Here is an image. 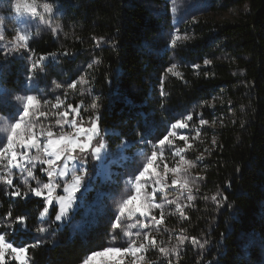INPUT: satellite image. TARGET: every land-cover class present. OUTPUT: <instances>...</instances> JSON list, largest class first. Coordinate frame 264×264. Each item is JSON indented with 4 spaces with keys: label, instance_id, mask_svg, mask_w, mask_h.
I'll use <instances>...</instances> for the list:
<instances>
[{
    "label": "trees",
    "instance_id": "1",
    "mask_svg": "<svg viewBox=\"0 0 264 264\" xmlns=\"http://www.w3.org/2000/svg\"><path fill=\"white\" fill-rule=\"evenodd\" d=\"M55 4L59 33L33 36L28 52L52 58L48 75L54 67L71 73L77 66L92 65L100 130L111 153L141 133L162 137L168 124L189 114L207 140L215 136L214 149L203 163V185L196 192L201 199L183 210L187 219L178 212L159 225L174 242L181 236L188 239L177 255H157L153 264H264V0L214 2L209 10L216 14L228 8L238 12L221 24L211 17L198 19L184 32L186 37L170 46L169 16L150 8L159 5L155 1ZM26 57L0 61V85L6 92H18L24 83ZM214 117L220 122L213 131L200 123ZM86 170L94 172V159ZM89 188L93 202L98 200L96 184ZM12 191L14 186L8 188L0 179V233L34 242L40 238L35 228L42 201L32 195L27 200L14 197ZM50 214L44 218L49 222L55 215L51 207ZM21 215L26 217L24 226L14 222ZM73 215L74 220L79 217L78 209ZM69 222L54 224L53 231L44 234L51 243L29 249L28 264H78L99 246L108 225L99 216L82 231L70 232ZM193 237L207 241L205 247L193 244Z\"/></svg>",
    "mask_w": 264,
    "mask_h": 264
},
{
    "label": "snow or ice",
    "instance_id": "2",
    "mask_svg": "<svg viewBox=\"0 0 264 264\" xmlns=\"http://www.w3.org/2000/svg\"><path fill=\"white\" fill-rule=\"evenodd\" d=\"M9 10L15 12V17L20 18L25 14H30L31 16L38 15L37 5L35 0H8ZM57 5L55 0H49L42 5L43 14L52 15L56 9ZM3 22V17H0V23ZM60 25H56L51 30L55 34ZM14 39L17 41L15 50L21 48L26 51H31L28 46V35L21 34L17 32ZM179 36L172 38V44H175L179 40ZM6 37L4 34V29L0 27V41H5ZM99 42V41H98ZM11 51V49H10ZM55 57V53L50 54ZM67 55V53H65ZM47 59L46 56L41 55L39 61L32 63L29 67V73H31L41 61ZM205 64L210 63L209 60L204 61ZM88 67H92L91 64ZM176 67L173 64L168 68V72H172ZM194 67H199V65H194ZM178 75V73H177ZM31 75L28 79L31 80ZM80 82L84 83L83 77H80ZM76 81H72L67 84V88H75ZM56 87H61V84L57 83ZM161 95L164 92L161 91ZM17 100L25 99L26 103L23 108L15 106L12 104L11 99L5 100L0 97V111H5L9 106L14 110L11 113L13 123L10 127V132L6 137V142L0 139V161H6L4 165L7 168H16L21 174L26 172L28 178L36 180V186L30 188V193L36 198L42 199V210L39 211L38 217L40 220V225L35 228V232L40 234V238L35 239L34 242H27L18 237H13L12 239H7L6 233H0V264H7L6 252L10 250V259L18 261L19 264H28L31 257L28 255L29 249H36L44 244L51 243L47 237L44 236L49 229L57 222H63L68 218L69 212L73 208V204L82 199L76 194L81 190V183L87 175L86 166L91 159H100V154L102 149L107 146L101 139H95L100 135V121L101 115L99 112V106L96 102L91 104V108L95 110V115L89 117L87 126H85V120L81 115V108L79 105L67 104L62 110L61 106L64 101L61 100L59 96L55 97V103L51 105L53 109L58 111L51 113L55 119V125L41 123L38 119H27L29 117H36L37 114L42 117H47L49 112L44 109H36L35 104L39 103L37 98L33 94H27L26 96H16ZM45 105H48L49 101H44ZM35 109V110H34ZM34 110V111H33ZM72 116L69 119V116ZM79 117V119H77ZM187 120H192V115L186 116ZM201 124H206L207 121L201 119ZM58 126V127H57ZM67 129L71 131H66ZM25 131H20L21 129ZM41 129L39 133L35 129ZM186 124L180 120L172 123L170 130L159 138L152 144L151 155L147 158V162L142 166L141 169L137 170L136 173L132 174L131 179L128 183L134 186L135 194L129 195L126 199H122L118 202V211L111 213L109 217V222L107 225L106 234L103 236L99 246L93 250L87 252L79 264H93L97 257H108L103 261V264H125V257L131 256L133 259L129 261V264H138L136 259L138 254H142L148 251L149 247L157 248V242L155 236L152 234V230L159 232L155 226L163 223L164 220V204L157 203L156 199L157 193H164L166 188H187L188 179L185 177L183 180L180 179L179 174L182 169L179 167L169 168L167 162L163 163V175H161L157 169L160 167L157 164L158 153L161 159L163 158V149L160 146L170 144L169 137L177 136L182 141H187V136L183 134H178L175 129H184ZM41 136L44 139H41ZM143 143L147 144L148 141L145 139ZM215 143V141H213ZM32 149L36 150V155H28ZM183 151L182 148H175L171 153L172 155H180ZM41 153L43 156H41ZM27 158L26 163L18 162L23 161ZM34 161H39L41 167L39 168L40 174H46L47 182L41 175H34V169L37 168V164ZM181 162H183V157H181ZM155 165V167H154ZM186 172V169L183 170ZM171 172L173 177L170 180L165 179L167 174ZM79 173V174H77ZM4 183L9 186H13V180L8 177L4 179ZM24 183L27 184L28 180L25 179ZM151 188V192H145L144 196H141L142 188ZM63 194H57L55 197L56 202L59 204V210L57 211L53 202V190L61 189ZM45 190H47V195H45ZM29 191L21 192L20 187L14 186V191L11 195L14 197H21L22 199H29ZM168 204H175L177 211L185 219L187 217L184 215L182 207L177 200L168 199L167 196L164 197ZM188 200H192L193 196L189 193L187 196ZM216 200V197H212ZM227 197H223L226 200ZM50 206L52 212L55 213L54 220L51 222L45 220L46 216H51ZM219 206V202H218ZM161 209L160 217L154 213V209ZM140 218H143L142 220ZM26 217L21 215L15 218V223L24 226ZM132 221V222H130ZM47 225V226H44ZM126 225V228H125ZM11 227V224L9 225ZM142 228L145 231H137L133 233L130 229ZM123 236H127L128 239L123 243H117L118 240L122 239ZM55 237H53V240ZM179 245H183L185 240L188 239L185 236L178 237ZM15 241V243L13 242ZM193 244H198L199 248L203 249L205 247L204 243H200L195 237L191 241ZM158 251L161 254L168 255L169 249L165 247H159ZM171 253L177 252V248L173 247L170 250ZM27 257V259H26ZM140 260H143V255H140ZM34 264V262H33ZM171 264V261L168 262Z\"/></svg>",
    "mask_w": 264,
    "mask_h": 264
},
{
    "label": "rangeland",
    "instance_id": "3",
    "mask_svg": "<svg viewBox=\"0 0 264 264\" xmlns=\"http://www.w3.org/2000/svg\"><path fill=\"white\" fill-rule=\"evenodd\" d=\"M155 3H159V5L150 4V8L158 11L160 13L165 12L169 16V31L166 33V40L168 46L172 45V38L175 36H179L180 39H183L185 36L184 32L187 30L189 26L194 24L198 19L201 18H212L215 23L221 24L227 21H231L235 15L237 14L238 8H228L229 10L220 12L218 14L210 11L212 9V5L214 2L219 3V0H152ZM159 1V2H158ZM14 2V0H13ZM31 2V0H29ZM37 5V13L36 16H31L30 14H25L20 18L15 17V12L9 10L8 0H0V17H3V22L0 23V27L4 29V34L6 37L5 41H0V61L7 62L10 58L13 57H21V55L26 54V60L28 61V75L25 76L24 83L20 86L18 92H6V90L0 85V97L5 100L11 99L12 104L23 108L26 103L25 99L17 100L16 96H26L27 94H33L36 96L37 101L39 103L35 104L36 109L44 110L46 109L49 112L47 117H42L37 114L36 117H29L27 119H38L41 123L55 125V117L51 115V113L58 111L57 109H53L51 107L54 104L55 97L59 96L61 100L64 101V104L61 106V110L67 105H79L81 108V115L85 120V126H87V122L90 116L93 115V109L91 108V104L95 102V93L93 91L92 81L90 77L92 76V69L89 68L88 65L77 66V68L71 73H65L61 71L58 67L53 68V72L51 74H47L52 65V58L47 57L44 61H41L40 64L29 73V67L32 63L39 61L38 57L31 55L28 51L21 48L18 51L15 50L17 41L14 39L17 32L21 34L28 35V41L38 33H53L52 28L56 25H60L58 21L57 12H54L52 15L43 14V16L39 15L43 13L42 5L38 1H36ZM60 28V27H59ZM59 28L57 29V33H59ZM54 34V33H53ZM177 40V41H179ZM11 49V51H10ZM29 75H31V80L28 79ZM80 77H83L84 83L80 82ZM72 81H76L75 88H67V84ZM61 84V87L57 88L56 84ZM48 100V105H45L44 101ZM14 109L9 106L5 111H0V139H3L6 142V137L10 132L11 124L14 122L11 116V113ZM35 110V109H34ZM33 110V111H34ZM191 115V114H190ZM72 116H69L71 119ZM79 119V117H77ZM206 120V119H205ZM186 124V128L184 129H175L178 134H183L187 136V141H182L177 136H170V144H166L164 146H160L163 149V158L161 159L160 154L158 153L157 164L160 167L157 171L163 175V163L167 162L168 167L176 168L179 167L182 169V172L179 174L180 179H184L185 177L188 179V187L187 188H166L164 193H157V203L164 204V220H167L170 217H173L177 211L175 204H168L165 196L168 199L177 200L182 207V210L191 208L192 204L197 200L201 199L196 192L203 185V171H204V160L208 156L209 152L214 149L216 144L213 143L215 141V136L212 133L209 140L206 139L204 134L199 130H196L194 124L191 120H187L186 116L184 120H181ZM207 121V120H206ZM218 122H220L218 117H214L211 122L203 124L207 129L213 131L218 126ZM175 123V122H173ZM172 123L168 124L164 134H166L170 130V126ZM58 127V126H57ZM66 131H71L67 129ZM20 131H25L22 127ZM37 133L41 131V129H35ZM163 134V135H164ZM148 133L138 134L137 139L133 143H122L121 147H118L115 153H111L106 147L102 149L100 154V159H94L95 161V170L93 173L87 172L85 179L81 183V190L76 195L78 197H82V199L77 200L73 204L72 210L69 212L68 218L63 222H57L55 225H67L68 221L69 226L68 229L70 232H78L82 231L84 227L91 222L95 221L96 217H99L102 220H107L109 222V217L112 212L118 211L117 204L122 199H126L129 195L135 194L134 186L128 183V180L131 179L132 174L136 173L137 170L141 169L142 166L147 162V158L151 155L152 144L159 138L157 135H153L150 138H146ZM106 144L103 139V132L100 130L99 137L95 139H101ZM41 139H44L41 136ZM147 139L148 143L145 144L143 141ZM207 141V142H206ZM107 146V144H106ZM125 147V148H124ZM182 148L183 151L180 155H172L171 153L175 148ZM127 149V150H126ZM36 153L35 149H32L28 155H34ZM41 156L43 154L41 153ZM181 157H183V162H181ZM111 159V160H110ZM27 158L25 157L23 161H20L18 158V162L26 163ZM37 164V168L34 169V175H41L45 182H47L46 174H40L39 168L41 165L39 161H34ZM6 161H0V179L2 183L6 187L16 186L20 187L21 192L29 191L31 187L36 186V180L32 178H28L26 172L21 174L16 168H7L4 165ZM155 167V165H154ZM186 169V172L183 171ZM79 174V173H77ZM10 177L13 180V186H9L4 183V179ZM173 177L172 173L169 172L165 177L166 180L170 182ZM27 179L28 183L25 184L24 180ZM96 184V193L99 197L98 200H95V204L91 199L92 192L90 191L91 184ZM145 192H151V188H142L141 196H144ZM189 193L193 196V199L190 201L187 199ZM45 195H47V190H45ZM57 194H63L61 189L53 190V202L56 210H59V204L56 202L55 197ZM29 195H31L29 191ZM42 201V197L40 198ZM51 207V206H50ZM78 209L79 217H76V220L72 218L73 211ZM157 218L160 217L161 209L157 208L153 210ZM47 218V217H45ZM141 220L143 218H140ZM54 220V218H53ZM132 222V221H130ZM47 226V225H44ZM159 229V232L152 230V234L156 238L157 248L149 247L148 251L142 254H138L137 260L138 264H153L152 258L157 255H164L166 257H174L180 251V247L178 240L174 242L172 239L165 236L159 228V225L155 226ZM126 228V225H125ZM53 231V226L52 228ZM49 229V230H50ZM133 233L137 231H145L142 228H133L130 229ZM7 238V237H6ZM128 239L127 236H123L122 239L118 240L117 243H123ZM159 247H165L169 249V254H161L158 251ZM176 247L177 252L171 253V248ZM264 251V250H263ZM140 255H143L144 259L140 260ZM10 250L6 252V261L15 262L19 264L18 261L11 260L10 258ZM264 258V254H263ZM27 259V257H26ZM108 259V257H97L93 264H103V261ZM125 264H129V261L133 259L131 256L125 257ZM29 262V261H28ZM264 262V261H263ZM79 264V263H78Z\"/></svg>",
    "mask_w": 264,
    "mask_h": 264
}]
</instances>
